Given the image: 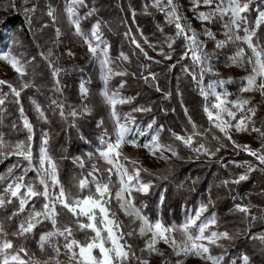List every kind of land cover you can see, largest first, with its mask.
<instances>
[{
	"label": "snow or ice",
	"instance_id": "6c2138e0",
	"mask_svg": "<svg viewBox=\"0 0 264 264\" xmlns=\"http://www.w3.org/2000/svg\"><path fill=\"white\" fill-rule=\"evenodd\" d=\"M201 5L210 10L198 11L196 19L205 25L202 32H198L181 15L179 5L176 0H152L151 7L164 13L166 22L176 29L175 37L181 38L183 52L179 60L190 59L191 66H185L183 71L191 77L195 83L199 95L203 97L205 104L203 111L211 125V128L200 130V126L188 115V109L184 112L191 124V132L185 135L172 132L171 135L179 141L185 148L196 154V158L201 156L209 160L218 157L222 150H227L229 145L237 152L242 151L254 157L259 165H264V143L259 148L253 149L249 144H240L233 139L234 133L258 134V139L264 141V129L255 126L259 106L252 105V98L242 95L236 99H229L233 94L225 88L226 83L231 82V77L227 80L221 79L213 64L214 52L207 50V44L200 39V35L215 41V49H223L226 46L236 43V51L227 58L225 67H237L248 72L242 78L243 84L239 88V93L259 92L264 98V44L260 43L262 37L258 35L259 30L264 26V0H192V9L196 10ZM82 8L87 9L86 0H65L64 12L68 23L72 28V34L80 38L87 47V53L92 61L99 64L101 68V79L103 88L101 96L108 106L109 115L114 123V139L107 138V133L101 135V146L93 152L85 154L87 160H96L92 163L91 170L87 175H82L73 185L77 192L66 189L61 183L59 173V162L49 152L50 133L42 132L38 154L33 152L34 129L33 124L25 114V109L21 104V94L24 90L34 87L30 81L25 79L28 76V65L35 60L24 61L22 58L13 55L11 51L0 52V61L6 62L16 73L18 84L0 79V86H6L8 93L0 92V106H4L8 100L9 93L15 98L14 102L19 106L18 111L22 120V129L26 135L24 139L10 141L5 139L4 132L0 131V163L3 160L15 156L17 163L7 169V172L0 174V209H5L10 205H15L14 209L7 216V220L15 221V228L9 232L5 229L3 222H0V264H41L35 254L29 256L28 249L24 244L17 245L16 240H27L36 234L39 227V239L37 246L41 252L50 248L52 255L43 264H61L59 257L64 255L67 264H151L149 258L144 256L156 255L162 257L161 264H170L164 251L158 248L163 243L171 249L172 255L176 257L195 256L206 264H225L226 245L222 241H233L237 236L243 234L249 239L259 241L264 246V231L252 232L253 228L264 226V208H259L251 202L236 203L230 209L233 214H243L240 217L242 228L230 233L228 230H216L218 217L215 212L205 216L210 206H215V201L211 195L207 203H201L199 207L186 216L180 224H165L162 220H151L143 211L146 204L136 203L135 194L147 196L153 184L151 181H144L141 173L155 175L149 169L143 167L139 159H134L127 155L123 149L131 146L134 149L143 148L147 153L166 163L171 157L182 159L176 147L171 144L161 142L160 133L163 126L157 128L147 142L141 143L137 137L148 136V133L137 124L133 113L151 112V107L138 106L130 113L121 114L117 110L118 105L131 103L135 98L123 96L120 92L126 81H121L118 88H109V82L117 76L129 75L127 70L113 67L114 61L109 56V46L103 39L102 24L98 20L91 26L90 31L82 28V21L93 16L95 8L81 14ZM27 22L31 23L30 13L35 12V8L24 9ZM250 13H255L254 19L249 18ZM147 12V6L145 9ZM47 15L56 21L55 11L49 8ZM135 17V12L132 13ZM221 22L224 39L217 40L216 34L206 25ZM43 27H47L44 25ZM163 32V28H160ZM56 40L54 45L61 42L63 35L59 28L55 29ZM129 37L131 44L139 50L146 60L156 64H161L162 60H155L149 56L143 45H147L153 51H157L155 45L149 42L147 37H143L141 44L131 29L125 33ZM175 38H166L169 51L165 52L161 47L157 54L163 60H171L175 49L173 45ZM250 51V55L247 54ZM39 55L47 61L54 82L53 90L63 94L60 77L66 69L58 66L60 56H54L52 48L47 53L40 52ZM69 57H74L75 53L68 50ZM218 58V57H217ZM119 59L129 61L128 55L120 53ZM177 60V63H179ZM176 64L168 65L171 70ZM147 71L149 65H141ZM250 68V71L248 69ZM134 76L135 73H132ZM157 73L148 72L147 75L141 73V78L145 83L157 81ZM212 75L217 79L205 83V76ZM157 92L162 91L158 83L154 84ZM219 89V90H218ZM80 95L82 100H87L89 88L84 83L80 84ZM165 98L171 94L165 93ZM51 104L59 109L62 120L67 121L68 117L73 120L79 116L91 113V109L85 104L81 112L72 109L65 113V104L52 100ZM33 109L37 118L44 123H49L48 117L42 106L35 100L32 101ZM251 105V106H249ZM0 108V111H3ZM2 123V121H0ZM104 121L97 122V127H103ZM155 120L147 125V129H153ZM16 130L15 123L12 125ZM212 128L221 135L212 133ZM212 133L211 140L215 141V146H211V141L207 140L208 134ZM199 138V139H198ZM227 141L228 143H225ZM170 153V156L165 155ZM80 168L85 166V157H74ZM107 165L103 170L98 166L99 162ZM217 163L224 164V157H219ZM236 167L244 170L231 179L221 181V185L230 188L231 185H240L247 181L250 175L259 170L264 172V168L254 165L250 161L236 163ZM34 173V177H29V173ZM106 173V175H104ZM115 176V181L113 177ZM167 179V177H164ZM75 179V178H74ZM199 178L193 180L197 183ZM232 199L235 201L236 196ZM115 202L116 208H113ZM39 203V207H37ZM163 203V196H161ZM259 208L258 214L252 209ZM118 211L129 218L130 223L135 227L125 231L123 221L119 219ZM48 225L50 227L44 230ZM78 234H81L78 236ZM12 237V239L9 238ZM133 237L145 238L144 245L138 248L130 239ZM213 248L224 251L219 255H214ZM63 250V251H62ZM139 253V254H138ZM23 254V255H22ZM27 257L28 259H25ZM243 264H250V257H241ZM175 264H182V260L177 259ZM235 264V262H233Z\"/></svg>",
	"mask_w": 264,
	"mask_h": 264
},
{
	"label": "trees",
	"instance_id": "16d2710c",
	"mask_svg": "<svg viewBox=\"0 0 264 264\" xmlns=\"http://www.w3.org/2000/svg\"><path fill=\"white\" fill-rule=\"evenodd\" d=\"M88 8H82L81 14L91 8H95L96 12L93 16L82 21V28L90 31L91 26L100 21L102 24L103 39L109 46V56L114 61L113 67L121 70H127L129 75L114 77L109 82L110 89H117L120 82L126 81L125 86L120 89L123 96L134 97L135 99L128 104L118 105L117 110L121 114L130 113L132 109L138 106L151 107V112H136L133 115L136 118L137 124L141 129L155 120L153 133L157 128L163 126V131L160 133L161 142L171 144L176 147L180 157L177 159L172 157L166 163H150L143 164V167L149 169L155 175L141 173L144 181H151L153 187L147 196H136V203L146 204L143 209L144 213L151 220H162L165 224H180L186 216L192 214L201 203H207L209 195L215 201V206H210L207 216L215 212L218 217V225L216 230H228L233 233L238 228H242L240 217L243 214H233L230 209L236 203L247 204L251 202L253 205L264 208V172L259 170L253 172L250 178L242 182L240 185H231L230 188H225L221 185V181L231 179L235 175L241 173L244 169L236 167L233 163H242L250 161L264 168V165H259L254 157L247 153L234 150L229 145L227 150H222L218 157L209 160L201 156L196 158V154L185 148L179 141H176L171 135L172 132L185 135L191 132V124L185 115L184 109H188V115L200 126V130L211 128L206 114L203 111L204 99L199 95L195 83L188 76L183 68L191 66L190 59L179 60L183 52L184 41L175 37L176 29L174 26L166 22L164 13L157 11L151 7L150 0H86ZM57 6L58 0H0V5L6 10L7 15L4 18V23L11 28L8 48L14 55L31 61L32 57L35 60L28 65V76L25 78L34 84L24 90L21 94V104L25 109V114L33 124V152L36 154L40 146L42 132H49L51 139L49 141V152L59 162V173L61 183L66 189H69L75 194L77 189L73 186L82 175H87L91 170L92 163L97 161L87 160L85 154L88 152L95 153V143L97 136L101 131L107 134H114V123L109 115L108 106L104 103L101 96L103 81L99 73L97 63L92 61L87 54L80 55L82 48L76 45H71L74 48V57H66L64 45L53 44V25L43 27L45 20L48 18L46 14L47 5ZM35 5V12L30 13L31 23L27 22L24 9ZM147 6V12L145 9ZM135 12V17L132 13ZM255 13H250L249 18L254 19ZM49 20V19H47ZM44 23V24H43ZM163 28V32L160 31ZM131 29V33L136 39L143 44V37H147L149 42L156 46L157 51L143 45L148 51L149 56L155 60H162L161 64H156L146 60L139 50L131 44L126 32ZM262 37L260 43L264 44V26L258 32ZM175 38L173 48L175 49L171 60H163L157 54L158 50L163 47L165 52L169 51L166 44V38ZM5 35L0 31V42H3ZM52 48L54 56H60V67L66 69L61 74L60 81L63 88V94L56 93L54 82L51 77L50 70L47 67V61L39 55L40 52L47 53L48 49ZM246 52L247 50L245 46ZM232 50V47L229 49ZM128 55L129 61L125 62L119 59L120 53ZM179 60V63H177ZM176 64L171 70L168 65ZM141 65H149L147 71ZM147 75L148 72L157 73V81L153 82L149 79L148 83L141 78V73ZM132 73H135L133 76ZM0 79H3L0 76ZM14 85L18 84L16 75L9 80ZM83 82L89 88V96L87 100H82L79 94V83ZM158 83L162 91L157 92L154 84ZM235 86V85H234ZM233 86V87H234ZM236 88V87H235ZM234 88V89H235ZM0 92L8 93L6 86H0ZM165 93H170L168 98H165ZM15 98L9 93L8 100L0 111V131L4 132L5 139L16 141L25 138V131L22 129V120L18 111V105L14 102ZM35 100L45 110L49 123H44L37 118V114L33 113L32 101ZM52 100H57L65 104V113L67 114L72 109L78 112L83 110L86 104L91 113L79 116L73 120L68 117L67 121L62 120L59 115V109L51 104ZM103 120V127L98 128L97 122ZM16 124V130H13L12 125ZM144 130V129H143ZM212 133L221 135L218 131L212 128ZM212 133L208 134L207 140L211 141V146H215V141L211 140ZM114 136V135H113ZM225 143H228L225 141ZM85 157V166L80 168L75 162L74 157ZM219 157H224V164L217 163ZM17 157L12 156L0 163V174L7 172V169L17 163ZM98 166L103 170L107 165L99 162ZM106 175V173H104ZM29 177H34V173H29ZM167 177L165 179L164 177ZM75 178V179H74ZM199 178L198 182L193 184V180ZM115 176L113 181H115ZM163 196V203H161ZM233 196L237 199L234 201ZM15 205H10L7 210L0 209V222H3L7 231L11 232L15 228V221L7 220V216L14 209ZM39 207V203H37ZM115 208V202L113 203ZM259 208L252 209L258 214ZM118 216L125 225V231L130 230L131 223L128 217L118 211ZM50 227L48 225L44 230ZM41 228L36 229V234L25 240H16L17 245L24 244L28 249L29 256L35 254V258L41 261L47 260L52 255L50 248L41 252L37 246L39 233ZM264 231V226H258L252 229V232L257 233ZM81 234H78V236ZM12 239L11 236H9ZM138 248L143 247V240L139 237L130 239ZM226 245L225 264H243L241 257L248 255L250 264H264V246L259 241L249 239L243 234L237 236L233 241H222ZM63 251V250H62ZM224 251L219 248H213L214 255H219ZM139 254V253H138ZM23 255V254H22ZM145 256V253H144ZM165 256L169 259L170 264H173L175 256L171 252H166ZM25 259H28L25 257ZM61 264H67V258L64 255L59 257ZM162 257L158 262L151 264H161ZM54 264V262H53Z\"/></svg>",
	"mask_w": 264,
	"mask_h": 264
},
{
	"label": "rangeland",
	"instance_id": "374dc122",
	"mask_svg": "<svg viewBox=\"0 0 264 264\" xmlns=\"http://www.w3.org/2000/svg\"><path fill=\"white\" fill-rule=\"evenodd\" d=\"M58 1H59V5H57V6H51V5L46 4L47 8L45 11L46 14H47L49 8H51L55 11V15H56V21L55 22H53L52 18L49 16L47 18L49 20H47V19L45 20V25H47V27L50 26L51 24L53 25V36H54L53 41L56 40L55 29L59 28L61 30V32L63 33V35L60 38L61 42L59 44L64 45L65 54L67 53L68 50H71L72 52H74V48L72 49L71 45H75V46L77 45L78 48L80 46L83 50V51L80 50L79 54L85 55V53H86L88 56L87 47L83 44V41L80 38L75 37L72 34L73 30L70 27L68 20H67V16L64 12L65 0H58ZM176 2L179 5L181 15H183L184 17L187 18V21L191 24V26L194 29H196L198 32H202L205 25L202 24L198 19H196V14L198 11L207 12L210 9L201 5V7L199 9L193 10L192 9V0H176ZM150 3L152 4V0H150ZM33 7H35V5L29 6L28 8H33ZM6 15H7L6 10L3 9L2 5H0V31L3 35H5L3 42H0V52L10 51L8 48V42H9L10 35L12 34V31H11L10 26L8 24L4 23V18ZM206 26L208 28H210L216 34L217 40L224 39L221 22L217 21L216 23L207 24ZM200 39L207 44V50L209 52H214L216 54L213 57V64L215 66L216 71H218L220 74L219 78L227 80L229 77H231V82L225 84V88H227L228 91L233 94L232 96L229 97V99H236L237 96H240V95H242L243 97H246V98H252V105H258L259 106L258 113H257L256 117H254L255 126L264 129V98H262L260 96L259 92H248V93H243V94L239 93V88L243 84L242 78L244 76H246L248 74V72L245 71L244 69L237 68V67H225V64L228 62L227 58L229 56H231L236 51L237 44L232 43L231 45L226 46L223 49L217 50V49H215V41L208 39L204 35H200ZM231 47H232V50H229ZM12 54H13V52H12ZM247 54L250 55L251 53L247 52ZM66 57H69V56L66 55ZM23 60L27 61L26 58ZM97 66L99 69V73L101 75V68H100L98 63H97ZM248 71H250V68L248 69ZM15 75H16V73L11 69V67L6 62L0 61V76L4 80H9L11 77H13ZM214 79H217V77L212 76V75H207V76H205V83L209 82L210 80H214ZM81 83H83V82H80L79 85ZM79 88H80V86H79ZM79 94H80V91H79ZM204 104H205V101H204ZM31 106L33 109V105H31ZM249 106H251V105H249ZM33 113H36L34 111V109H33ZM143 129L148 133V136L137 137V139L141 143L147 142L148 139L150 138V136L152 134H154L150 129H147V127L143 128ZM104 133H105V131H101L98 134L97 141L95 143L96 149L101 146L100 137ZM113 135L114 134H110V135L107 134V138L114 139L115 137ZM233 139L236 140L237 143H240V144L247 143L253 149L259 148L260 145L262 143H264V141L258 139V134H256V133H252L251 135H249L247 133H234ZM123 151L127 155H129L130 157H132L134 159H139V161L142 163V165L143 164L144 165L150 164L153 162L154 163L163 162V160H159V159H156V158L150 156L147 153V151L143 148L134 149L131 146H126L123 149ZM38 152H39V148L37 149L36 154H38ZM165 155L170 156V153H165ZM115 208H116V204H115ZM131 227H135V225H131ZM140 239L143 240V242H144V239H147V237H145L143 239L140 238ZM158 248H160L162 251H164V253H166V252L172 253L171 249L168 248L163 243H160L158 245ZM145 257L149 258L151 263L158 262V259L160 258V256H156V255H152L149 257L147 253H145ZM177 259L182 260V264H206L205 261H202L195 256H190V257H186V258L185 257H179L178 258L175 256V259L173 260V264H175Z\"/></svg>",
	"mask_w": 264,
	"mask_h": 264
}]
</instances>
